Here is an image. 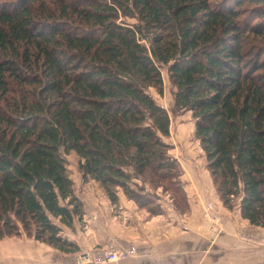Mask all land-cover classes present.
Listing matches in <instances>:
<instances>
[{"label":"trees","instance_id":"trees-1","mask_svg":"<svg viewBox=\"0 0 264 264\" xmlns=\"http://www.w3.org/2000/svg\"><path fill=\"white\" fill-rule=\"evenodd\" d=\"M163 68L219 199L264 228V0H0V240L79 250L70 153L113 205L189 211Z\"/></svg>","mask_w":264,"mask_h":264},{"label":"crops","instance_id":"crops-1","mask_svg":"<svg viewBox=\"0 0 264 264\" xmlns=\"http://www.w3.org/2000/svg\"><path fill=\"white\" fill-rule=\"evenodd\" d=\"M179 163L188 213L180 214L172 208L167 214L151 216L122 192L118 193V204L113 205L95 182H83L82 193L75 192L83 204V220L76 221L74 229L63 227L64 236L78 246V251L62 253L25 236L5 238L3 240H21V251L13 254L2 251L0 264H190L209 255L210 240H223L228 244L244 240L233 221V211L223 205L217 194L215 198L213 181L205 165L198 171L193 163ZM207 200L218 203V215L224 222L220 236H213L211 225L202 218L201 206ZM252 227L256 231L261 228ZM111 242L136 246L137 257L116 263L96 262Z\"/></svg>","mask_w":264,"mask_h":264},{"label":"rangeland","instance_id":"rangeland-1","mask_svg":"<svg viewBox=\"0 0 264 264\" xmlns=\"http://www.w3.org/2000/svg\"><path fill=\"white\" fill-rule=\"evenodd\" d=\"M162 76L164 82L163 95H159L154 89L150 90V93L158 104L168 111L170 116V136L166 139L167 143L172 146L170 154L180 162H189L197 165L198 171H200L204 165L206 167V159L199 141L194 136L195 122L190 112L174 113V89L166 68L162 69ZM65 158L69 176L74 183V191L82 193L85 186L79 171V159L75 153H70ZM151 194L155 196L156 202L162 205L165 214L173 208L171 197L167 193H164L162 189L151 190ZM214 194L216 198V190ZM209 203L213 204L214 208L207 218L205 217V211ZM201 207L202 218L206 223L211 225V231L215 234L213 236H220L219 233L224 222L222 216L218 215V203L215 200H207ZM230 211H233L231 213L233 221L240 228L239 235L244 240H237V242L232 244H228L223 240H210L212 248L209 251V255L193 260L190 264H264V228H259L256 231L257 229L244 223L238 215V212H240L238 202L233 210ZM216 220L218 221L217 223ZM18 250L21 251V240H0V254L3 253L2 251L8 254H13L14 251L15 253H20Z\"/></svg>","mask_w":264,"mask_h":264},{"label":"built area","instance_id":"built-area-1","mask_svg":"<svg viewBox=\"0 0 264 264\" xmlns=\"http://www.w3.org/2000/svg\"><path fill=\"white\" fill-rule=\"evenodd\" d=\"M214 206L213 204L209 203L208 207L205 211V217H209ZM216 219V218H215ZM218 221L216 220V223ZM138 255L136 246L129 244V245H121L115 243H109L106 249L102 252L101 256L96 259L98 263H116L120 261H125L128 259L136 258Z\"/></svg>","mask_w":264,"mask_h":264}]
</instances>
